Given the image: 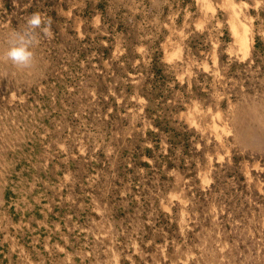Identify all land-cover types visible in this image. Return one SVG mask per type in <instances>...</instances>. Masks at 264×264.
<instances>
[{"label":"rangeland","instance_id":"obj_1","mask_svg":"<svg viewBox=\"0 0 264 264\" xmlns=\"http://www.w3.org/2000/svg\"><path fill=\"white\" fill-rule=\"evenodd\" d=\"M0 264H264V0H0Z\"/></svg>","mask_w":264,"mask_h":264},{"label":"clouds","instance_id":"obj_2","mask_svg":"<svg viewBox=\"0 0 264 264\" xmlns=\"http://www.w3.org/2000/svg\"><path fill=\"white\" fill-rule=\"evenodd\" d=\"M41 33L49 39L53 38L51 20L50 18L45 20L38 12L32 13L26 19V25L23 30H14L10 33L8 48L4 53L5 58L14 66L30 67L34 60L32 49L39 45L40 41L37 37Z\"/></svg>","mask_w":264,"mask_h":264}]
</instances>
